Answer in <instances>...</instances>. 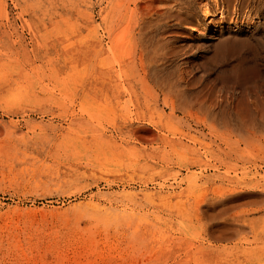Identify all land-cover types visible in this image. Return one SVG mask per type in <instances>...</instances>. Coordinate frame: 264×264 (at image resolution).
<instances>
[{"label": "rangeland", "instance_id": "374dc122", "mask_svg": "<svg viewBox=\"0 0 264 264\" xmlns=\"http://www.w3.org/2000/svg\"><path fill=\"white\" fill-rule=\"evenodd\" d=\"M263 14L0 0V264H264Z\"/></svg>", "mask_w": 264, "mask_h": 264}, {"label": "bare ground", "instance_id": "6f19581e", "mask_svg": "<svg viewBox=\"0 0 264 264\" xmlns=\"http://www.w3.org/2000/svg\"><path fill=\"white\" fill-rule=\"evenodd\" d=\"M215 2H216V0H215ZM259 2H261V0H259ZM216 4V3H215ZM224 12V11H223ZM223 12L221 13V16L220 17H222L224 14H223ZM244 16V15H243ZM242 16V17H243ZM263 18H264V14H263ZM214 19L215 18H211L210 19V23H208V24H204L203 25V27H204V31H201L200 32V35L201 36H205V34H206V32H207V30H208V28L209 29H212L213 27L212 26H214L211 22V20H213L214 21ZM205 20V19H204ZM217 20H219L218 21V23H220L219 24V29L218 30H213V33H215V32H217V31H221L222 29L223 30H225L226 31V33H227V35L229 36L228 37V39H227V42L229 43V45L230 46H232L236 41H239V42H241L243 45H247L249 42H251V41H249V37H248V35L247 34H244V33H248V30H245L244 28H242V27H239V26H234V27H230V26H223V24H222V21L223 20H220V18L219 19H217ZM206 22V21H205ZM250 24V23H249ZM259 27V26H258ZM263 29H264V23H263ZM211 31V30H210ZM209 31V32H210ZM260 31H262L261 29H260ZM212 36V35H211ZM254 40V39H253ZM243 68H244V65H243V62H240L239 63V65H237V67H236V69H238V71L239 72H241L242 70H243ZM261 81V80H260ZM15 83V82H14ZM3 115V114H2ZM246 211V210H245ZM242 212H244V211H242ZM224 220V219H223ZM185 223V222H184ZM187 224V223H186ZM216 226V225H215ZM186 227V226H185ZM188 227V226H187ZM187 227H186V229H187ZM222 230V229H221ZM224 230V229H223ZM253 230V229H252ZM223 233V232H222ZM219 235H221V234H219ZM187 236V235H186ZM211 243V242H210ZM250 251V250H249ZM244 252V251H243ZM250 254V253H249ZM257 256V255H256ZM255 257V256H254ZM258 257V256H257ZM257 258L255 257V260H256ZM261 260V259H260ZM257 261H259V260H257ZM264 261V260H263ZM260 262V261H259ZM256 263V262H255ZM254 264V263H253ZM257 264H258V262H257ZM263 264V263H262Z\"/></svg>", "mask_w": 264, "mask_h": 264}]
</instances>
